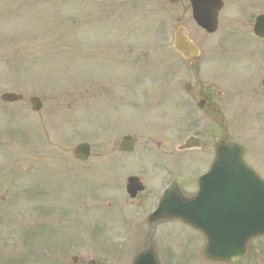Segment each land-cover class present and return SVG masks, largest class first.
Masks as SVG:
<instances>
[{
  "label": "rangeland",
  "instance_id": "rangeland-1",
  "mask_svg": "<svg viewBox=\"0 0 264 264\" xmlns=\"http://www.w3.org/2000/svg\"><path fill=\"white\" fill-rule=\"evenodd\" d=\"M107 1L108 4L112 3V0ZM257 1L260 2V10L256 14H261L264 12V0ZM9 2L12 3L11 0H0V96L4 92L21 93L25 101L0 107V126L4 124L15 129L21 128L19 130L23 129L25 137L37 135L34 147L27 145L26 138L22 144L24 151H34L39 157L24 156L20 166L19 187L23 202L9 207L7 221H0V264H72V256L79 258V264H87L92 258L96 264H130L126 252H120L119 247L114 246L118 244V234L114 230L121 225L116 220L117 214L108 215L98 228V221L87 217L82 225L86 221L90 225L80 229L76 220L81 207L79 205L78 209L73 203L76 202L75 194L79 195L85 184L91 191L96 183L90 187L91 176L87 175V181L84 179L81 164L75 160L73 150L81 143H90L93 157L98 158L97 165L108 168L103 172L109 180L112 173L122 181L133 171L128 167L125 174L118 170L111 172V164L99 159L103 152L107 153L114 147L112 125L116 122L114 114L117 112L112 110V94L118 78H122L115 75L118 74L119 64L122 65L121 57L115 55L113 66V54L107 49L127 38L129 33L135 45L139 46L131 59V64L135 65L131 70L136 74H148L139 77L140 84L137 86L149 89V96L145 97L143 90H137L136 95L138 102L147 104V111L139 112L135 104V119L153 120L158 127L159 123L175 124L183 118L177 115L182 112L176 104L178 94L175 95L176 99L173 96L171 100L168 99V102L171 101L170 106H161L166 89L184 87L185 81L178 75L191 74L187 66L173 54V28L166 26L164 31L165 25L159 13L156 16L152 14L150 27L142 29L137 25L132 32L115 28L111 30L101 20L104 8L101 10L99 7V0H20L11 10L7 8ZM141 15L136 11L134 22H142ZM224 36L228 34L223 24L218 34L204 40L206 48L213 47L222 53L212 59H206V56L194 74H206L200 86L210 85L224 91V99L220 101L224 104L223 113L228 112L231 125H224L222 118H219L215 124L206 126L209 129L204 130L201 139L210 145L214 134L211 131L219 135L223 130L222 134L226 132L234 138H241L251 146L252 151L259 150L262 153V128L254 125L238 126L237 120L244 123L240 119L245 114L241 107L244 101L241 91L247 85L246 80L253 74H257V81L264 78V56H249L247 51L251 48L247 45L238 48L243 53H233V47L231 51L225 52L224 46L227 45L221 43ZM236 36L239 37L238 34ZM221 44L223 46L218 47ZM142 52L148 56L146 59L141 56ZM222 74L228 75L227 83L221 84L216 79ZM86 82L90 94L88 98H84ZM174 92L177 93V90ZM179 93L184 94L183 91ZM34 96L43 101V109L37 115L30 112L29 99ZM228 97L231 100H227ZM263 108L264 96L259 105H254V113L257 115ZM171 118H174L172 122L169 121ZM147 124L143 121L138 125L145 127ZM200 124L203 127L204 123ZM189 131L186 129L177 139L174 135L175 144H180ZM2 144L0 142V151ZM256 154L254 152L253 157ZM145 163V160L137 157L131 166ZM207 163L204 160L196 163L197 173H203ZM26 168L28 172H25ZM165 180V173H162L155 180L154 188L157 191L161 189ZM107 190V186H104V200L108 198ZM83 202L88 204L82 198ZM91 208L83 207V215ZM51 217L55 221H51ZM176 227L186 235L192 232L181 225ZM96 228L97 233L90 232L93 229L96 231ZM74 229L78 231L77 234H74ZM35 231L39 233L33 236ZM172 247L183 251L184 264H187L190 255L180 247ZM114 250L119 257L126 259L112 261L114 258L106 255L115 254ZM240 264H264V238L253 243L248 259Z\"/></svg>",
  "mask_w": 264,
  "mask_h": 264
},
{
  "label": "flooded vegetation",
  "instance_id": "flooded-vegetation-1",
  "mask_svg": "<svg viewBox=\"0 0 264 264\" xmlns=\"http://www.w3.org/2000/svg\"><path fill=\"white\" fill-rule=\"evenodd\" d=\"M116 2V6L113 7L116 18L110 23L112 28L132 29L136 27V22H134L136 11L142 13L145 18L148 15L160 13L165 30L166 26H174L176 30L184 28L186 34L195 42L200 51V56L197 58L198 64H201L206 56V59H212L222 53L213 47L206 48L204 40L215 36L217 33L210 35L195 23L192 0H116ZM198 2L200 4L204 3V1ZM101 4L107 7V2L104 0ZM222 4L223 7L218 14V26L220 29L224 24L228 34L221 40V43L227 45L224 46L226 47L225 52L231 51V47H233V53H243L240 49L247 45L251 48L250 51H247L249 56H264V39L258 38L254 34L257 17L263 13L256 14L260 10L258 9L260 2L257 0H222ZM142 23L146 24L144 21ZM237 34L239 37L236 36ZM222 46V44L218 45V47ZM132 48L133 45H128L126 49L128 55H130ZM177 56L184 61L180 55ZM256 75L253 74L250 79L246 80L247 85L241 91L244 98L241 107L245 110V114L241 115L240 119L248 125L262 126L264 125V108L260 109L256 115L253 107L256 104L259 105L260 99L264 96V88L262 86L264 78L262 77L257 81ZM120 76H122V79L117 80V85L112 94V104H114L112 110L117 112L114 114L116 122L112 126L114 147L107 153L103 152L99 159L104 163L111 164V172L118 170L125 174L128 167L133 171H130L126 175L127 178L125 177L122 181L119 180L118 175L116 176L113 173L111 180H109L108 177L105 178L106 175L103 172L108 168L98 166V158L91 157L86 162H80L81 172L85 180L87 175H90L91 182L89 184L92 186L96 183V188L99 189L97 201L93 203L99 206H106L107 209L111 210L112 214H117L116 220L121 222L120 232L124 229L132 228L137 236L144 237L146 242L142 249L152 245L161 258V264H183L177 251L167 246V238L169 236L181 238L180 235L183 231L168 225H181L186 229L188 228V230L191 228L182 225L180 220L168 221L160 219L153 222L152 219L155 217L152 214L160 209L158 205L161 200L162 190L172 184V182V188L176 191L180 189L186 197L197 193L199 178L208 171L210 164L214 161L215 131H211L214 134L210 145H206L202 141L201 136H204V130L209 129L206 126L210 127L215 124L219 118H222L224 125L231 124L228 112L223 113L222 107L224 104L220 101L224 99V91L215 89V87L210 85L200 86L206 74L178 75L182 81H185L184 87H175L173 90L166 89L161 106H170L171 96L176 99L175 95L178 94L176 104L179 109H182H180L182 112L177 115L183 118L179 119L175 126L159 123V126L156 127L152 122L153 120L135 119V104L139 112L147 111V104L138 102L136 99L137 90H140V88L135 86V74L129 72V74ZM125 79L127 80L125 81ZM175 90H177V93L174 92ZM144 91L145 88L143 89ZM181 91L184 94L179 93ZM89 95V89L86 88L85 98ZM168 99H170L169 102ZM227 100H231V98L228 97ZM7 104L1 102L0 96V107H5ZM151 106H155V104H151ZM129 117L130 121L128 122ZM184 119H188L191 122L188 129L193 131L198 138H196L197 142L190 143V146L196 148L179 151L178 149L186 144L187 138H183L184 140L180 144H175L174 135L177 139L184 132L185 127L182 124ZM143 121L148 122L145 127L138 125L143 123ZM201 122L204 123L203 127H201ZM192 125L193 127H190ZM24 138H26L27 145L30 144L34 147L37 135H34L33 138L25 137L23 129H15L4 124L0 126V142L4 144L1 145L2 151H0V221H7L4 207L16 205L22 200V193L20 194L19 187L21 184L19 170L24 161V156L31 155L35 159L39 157L34 151H24L22 144ZM129 141L133 143V152H121V146L130 147ZM137 157L142 158L146 163L132 167L131 163ZM93 159L96 160L93 161ZM201 160L208 163L203 173H197L198 168L195 164ZM252 161L256 165L252 167L260 172V168L263 167V159L256 156ZM24 170L25 172L29 171L27 168ZM162 173H165L166 180L161 189L157 191L154 188V183L155 180L161 177ZM130 178L135 180L131 186V192L128 193V180ZM105 185H108L111 190V193L107 196L109 200L106 203L102 200V190ZM141 188L142 191H137ZM87 191L86 188L81 196L86 200ZM80 206L83 207V204ZM164 213H161L160 216L162 217ZM193 250L195 253L198 248L194 247Z\"/></svg>",
  "mask_w": 264,
  "mask_h": 264
},
{
  "label": "water",
  "instance_id": "water-1",
  "mask_svg": "<svg viewBox=\"0 0 264 264\" xmlns=\"http://www.w3.org/2000/svg\"><path fill=\"white\" fill-rule=\"evenodd\" d=\"M206 11L199 10V4L195 3V19L198 24L203 28L207 29L209 32L215 31V28L209 26V19L205 16L207 12V6H204ZM255 31L258 35H262L261 32L264 31V16L260 17L257 21ZM184 39L176 35V42L174 44L175 50L181 52L185 57H189L191 55V47L192 44L187 41L183 44ZM193 64L192 66H194ZM6 101L13 102L20 99V97L15 96L14 94H8L4 97ZM35 102H39L36 100ZM36 110L40 108L36 107ZM216 156H217V166L223 167L225 160L231 161L233 165H238L239 168L246 169L243 163V155L244 149L238 146L237 144L230 143L227 139H220L216 142ZM90 147L88 145H81L77 148L76 153L78 157L86 158L89 156ZM245 177L249 179H243ZM257 178V181H263L259 176H257L254 172L244 171L242 175L241 182L249 183ZM258 188H252L251 186L245 190L248 197L251 192L255 191ZM226 224H229L227 222ZM237 228L235 232L232 234H227L228 239L222 240L220 245H217L218 239L215 237L211 240L212 247H220V249L214 248L211 250V253L207 250L205 253L208 258L215 261L222 262H232L240 259L243 255L247 253L249 242L258 236L264 235V186L263 189L257 190L256 202L249 206L248 211L242 217V219L237 222ZM213 241V242H212ZM215 241V242H214ZM150 255L153 256V260L151 262H144L145 259L150 258ZM134 264H158L156 257L149 253L144 252L139 255V257L135 260Z\"/></svg>",
  "mask_w": 264,
  "mask_h": 264
}]
</instances>
